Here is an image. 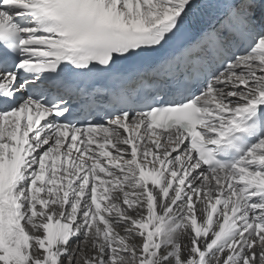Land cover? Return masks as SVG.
Returning a JSON list of instances; mask_svg holds the SVG:
<instances>
[{"label": "snow or ice", "instance_id": "1", "mask_svg": "<svg viewBox=\"0 0 264 264\" xmlns=\"http://www.w3.org/2000/svg\"><path fill=\"white\" fill-rule=\"evenodd\" d=\"M0 264H264V0H0Z\"/></svg>", "mask_w": 264, "mask_h": 264}]
</instances>
